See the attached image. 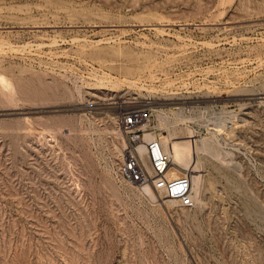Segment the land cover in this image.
<instances>
[{
  "label": "rangeland",
  "instance_id": "374dc122",
  "mask_svg": "<svg viewBox=\"0 0 264 264\" xmlns=\"http://www.w3.org/2000/svg\"><path fill=\"white\" fill-rule=\"evenodd\" d=\"M124 103L192 208L122 176ZM0 264H264V0H0Z\"/></svg>",
  "mask_w": 264,
  "mask_h": 264
},
{
  "label": "built area",
  "instance_id": "2783aa9c",
  "mask_svg": "<svg viewBox=\"0 0 264 264\" xmlns=\"http://www.w3.org/2000/svg\"><path fill=\"white\" fill-rule=\"evenodd\" d=\"M124 103L116 107L120 128L125 133L127 147L121 168L124 179L142 188L150 187L158 194L175 199L183 208H192V182L186 178L170 179L168 172L172 165L171 156L164 151L157 139L146 140L145 130L149 122L148 110ZM148 161L147 167L143 155Z\"/></svg>",
  "mask_w": 264,
  "mask_h": 264
},
{
  "label": "bare ground",
  "instance_id": "6f19581e",
  "mask_svg": "<svg viewBox=\"0 0 264 264\" xmlns=\"http://www.w3.org/2000/svg\"><path fill=\"white\" fill-rule=\"evenodd\" d=\"M146 126H148V124ZM145 139L146 140L157 139V135L155 133H149V134L147 133ZM205 141H207V139H203L201 143L202 146L206 144ZM160 143L164 151L167 152L172 159V165L168 172V177L173 180L186 178V175H184V173L181 171L180 166L181 165L189 166L191 164L193 160V156H192L193 145L190 143L175 144L169 141H165L163 139H161ZM142 155L147 167L150 168L148 161L146 160V157L144 156V154ZM144 189L145 191L148 192V194L154 196V192L152 188L144 187Z\"/></svg>",
  "mask_w": 264,
  "mask_h": 264
}]
</instances>
